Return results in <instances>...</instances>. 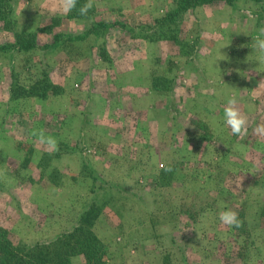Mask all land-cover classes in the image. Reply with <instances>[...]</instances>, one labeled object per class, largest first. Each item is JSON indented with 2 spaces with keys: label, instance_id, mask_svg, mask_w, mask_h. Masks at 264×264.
Returning a JSON list of instances; mask_svg holds the SVG:
<instances>
[{
  "label": "rangeland",
  "instance_id": "rangeland-1",
  "mask_svg": "<svg viewBox=\"0 0 264 264\" xmlns=\"http://www.w3.org/2000/svg\"><path fill=\"white\" fill-rule=\"evenodd\" d=\"M91 2L78 19L69 15L88 0L66 14L58 0H12L15 27L0 22V45L36 33L34 50L0 52V226L26 248L70 230L92 204L113 264H264V137L253 133L264 124L253 47L264 0L183 12L181 56L145 39L173 0ZM42 69L61 94L10 97ZM232 97L248 121L243 138L224 124ZM224 210L242 227L223 225Z\"/></svg>",
  "mask_w": 264,
  "mask_h": 264
},
{
  "label": "trees",
  "instance_id": "trees-1",
  "mask_svg": "<svg viewBox=\"0 0 264 264\" xmlns=\"http://www.w3.org/2000/svg\"><path fill=\"white\" fill-rule=\"evenodd\" d=\"M12 0H0V22L4 23L7 31L16 25ZM239 0H173L175 7L167 11L161 18L144 29L149 42H169L179 45V56L187 55L188 46L180 39L179 21L181 14L194 9L203 3L222 2L235 7ZM250 1V0H249ZM71 18H84L79 13H72ZM103 26V25H102ZM181 46L183 47L181 49ZM36 47V33H14V41L0 45V52H30ZM62 93L61 88L52 83L49 73L41 70L39 77L31 85L23 87L13 84L10 87V97L13 99L38 98L45 99L47 96H58ZM98 216L94 205L83 210L75 226L63 232L57 237L32 244L22 248L14 243L7 229L0 226V264H72V258L82 256L80 264H113L109 261L107 248L101 243L93 231V224Z\"/></svg>",
  "mask_w": 264,
  "mask_h": 264
},
{
  "label": "clouds",
  "instance_id": "clouds-1",
  "mask_svg": "<svg viewBox=\"0 0 264 264\" xmlns=\"http://www.w3.org/2000/svg\"><path fill=\"white\" fill-rule=\"evenodd\" d=\"M77 0H58L57 8L63 13H69L76 7ZM92 8L91 0L84 4L79 9L81 16H86L88 11ZM253 47L259 53V60L264 62V27L258 30ZM224 124L230 129L232 135H236L240 138L245 137L248 134L247 118L237 106V100L235 97L230 98L227 101V105L224 108ZM253 133L258 137H264V124H258L253 128ZM33 136L37 137L38 143L46 146L50 150H58L57 141L51 136H45L43 130L32 132ZM164 168V165H161ZM165 171H171V168H165ZM220 222L231 228L239 229L242 227V222L238 218V214L232 210H224L219 213Z\"/></svg>",
  "mask_w": 264,
  "mask_h": 264
},
{
  "label": "crops",
  "instance_id": "crops-1",
  "mask_svg": "<svg viewBox=\"0 0 264 264\" xmlns=\"http://www.w3.org/2000/svg\"><path fill=\"white\" fill-rule=\"evenodd\" d=\"M224 8H228L227 6H224ZM229 9V8H228Z\"/></svg>",
  "mask_w": 264,
  "mask_h": 264
}]
</instances>
